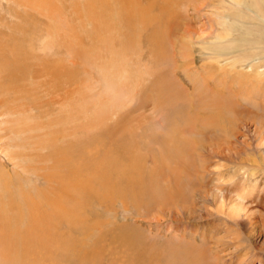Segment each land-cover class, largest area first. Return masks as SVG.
<instances>
[{"label": "rangeland", "instance_id": "374dc122", "mask_svg": "<svg viewBox=\"0 0 264 264\" xmlns=\"http://www.w3.org/2000/svg\"><path fill=\"white\" fill-rule=\"evenodd\" d=\"M252 1L255 2L246 0L243 4L246 16L240 21L247 25L230 21L233 23L228 26L231 40H264V0H259L262 10L253 6ZM229 6L232 4L227 0H0V32L11 33L12 30L13 34H19L21 45L32 51L31 62L36 67H40L37 61L45 60L50 61L51 71H58L55 76L41 73L36 79L29 78L15 86L7 84L17 86L20 94L0 92V99H7L9 95L10 102L5 100V104L16 108L18 118L31 117L41 139L62 130L69 138L60 141L59 136V149L64 151L74 146L68 153L72 157L69 176L60 177L62 171L59 170L48 185L43 177L36 182L40 175L50 171L55 174L54 169L51 170L56 168L54 160L48 156L47 149L45 152L40 149L38 153L31 152L29 146L23 152L19 150V169L15 170L0 145V176H3L0 181V202L3 203L0 204V264H170L173 261V264H186L187 260L191 261V255L201 256L197 257L199 251H195L193 238L197 249L203 247L209 252L207 256L212 264H264L262 206H251L255 212L253 222L246 220L237 225L229 220L227 226L232 229L228 233V227L223 221L219 222L215 214L216 206H205L196 193L191 192V189L196 192L203 173L208 177L212 170L223 171V177L234 172L239 174L233 183L240 190L241 177L248 173L258 176L255 163L262 160L264 163V140L263 144H258L259 132L255 128L256 117L264 116V107L256 110L253 106V101L261 105L263 94L257 92L248 99L253 103L250 105L245 89L234 92L229 90L228 81L226 86L217 82L219 87L208 82V79L218 81V78L216 75L208 77L209 57L205 46H210L208 43L217 36L220 15L231 13L234 16L237 9L229 11ZM183 36L191 40L192 45L183 44ZM237 45L241 46L232 43L218 50L228 51ZM248 46L264 47V44L250 43ZM188 52L193 65L182 66V60L189 63ZM36 55H39L38 60ZM218 60L221 65H227L226 57ZM162 84L169 86L172 102L158 97ZM212 89L216 90L213 94ZM15 94L19 98L15 99ZM234 101L241 109L240 113L234 110L238 116L230 114L234 117L231 123L219 116L214 122L218 129L212 130L214 123L210 124L208 119H216L203 117L206 116L203 104L224 109ZM177 108L184 109L182 116L176 113ZM196 117L204 119L208 128L199 120L194 124ZM226 118L229 119V115ZM232 127L236 131L231 133L233 146L242 153L240 158H231L233 163L212 153L215 142L223 144V137ZM243 161L249 165L247 169L238 164ZM215 162L220 163L216 169ZM127 163H133L137 169L138 184L134 193L127 197L121 195V198L112 196L118 190L111 188L112 185L99 184L95 172L105 168L109 171ZM60 168L66 169L65 163H61ZM81 174L83 181H91H85L83 188L86 185L84 195L90 191L93 195H88V204L87 199L82 202L86 210L83 214L87 212L84 217L89 222L86 220V224H78L80 227L77 225L72 230L68 221L61 219L72 207L58 210L57 205L48 206L46 202L54 200L57 188L68 190L71 186L72 189ZM6 191H10L15 201L11 197L8 199ZM173 191L180 199L177 197L171 202L178 207L182 202L187 203L186 211L162 204ZM25 193L43 204L29 209ZM96 193L100 194L98 198ZM208 210L216 211L212 216ZM48 215L60 221L56 239L46 236L50 222H56L41 220ZM204 234L208 242L213 243V250H210L211 244L208 247L202 242ZM217 236L224 237L219 245L214 240ZM70 244L72 247L67 249ZM183 251L187 253L184 256ZM188 254L189 259L186 258ZM216 256L219 258L215 259ZM199 259L201 262L203 256Z\"/></svg>", "mask_w": 264, "mask_h": 264}, {"label": "bare ground", "instance_id": "6f19581e", "mask_svg": "<svg viewBox=\"0 0 264 264\" xmlns=\"http://www.w3.org/2000/svg\"><path fill=\"white\" fill-rule=\"evenodd\" d=\"M224 1H226V0H224ZM227 1H229L232 4V7L229 6V11H231V9L232 10L237 9V11L235 12L234 16L231 13L230 14H221L220 15V18H219V21H218V24H219L220 27H219L218 33L216 34L217 36H216L215 39H213L214 41L212 43H208V44H210V46L212 45V47L210 49H208L210 46H205V48L208 50L207 55L209 57L208 58L209 59L208 69L210 70V73H207L208 77L212 76V75H214V76L216 75L217 78H218V81L215 78H213L214 76L212 77L213 78L212 81H209V79L207 78V75H205V78L208 79L209 83L215 84L216 87H219L218 83H221V84L225 85V83L228 81L229 82V90H232L234 92H240V90L242 91V89H245L246 90L245 91L246 92L245 96H247L246 97L247 100L251 99V97H254L257 92L259 94H263V96H264V47H261V46L249 47L248 46L250 43H256L257 45H262V44H264V40L262 41V39H261L260 42H253L252 40H249V39H244V40L242 39V41L239 40L240 41L239 42V41H236V40H231L229 38V36L232 34L231 31L228 29L229 25H231L233 23L237 24V25H241V26L247 25V24H245V22H241L240 21V19H244V17L246 16L245 13L243 12V7H244L243 4L246 3V0H227ZM252 5L255 6L258 10L261 9V6L259 4V0H255V2L252 1ZM219 13L220 12H218V15H219ZM253 13H255V12L253 11ZM262 15H264L263 10H262ZM226 16H228V17H226ZM257 19H259V18H257ZM230 21H232L233 23L230 22ZM0 33H1L0 34V92H3V93L7 94V93H9V91L10 92L14 91L15 93H17V92L19 93L18 88H16L17 86L16 87H14V86H15V84L20 83L21 81H24V80L27 81V79H29V78L30 79L31 78H35L36 79L37 75H42L41 73H43L44 76H48L51 73L54 76L56 75L55 71L58 72L57 70H55V71H51L50 70V68H51L50 61L45 62V60H43V62H45V63L37 61L36 64L39 65L40 67H36L31 62L32 51L26 49L27 46L24 48L23 45H21V43L19 41V34H13L12 30H11V33L10 32L9 33L5 32L3 34H2V32H0ZM188 38H190V37L188 36ZM182 40H184V42L183 41L182 42H183V44H186L187 47H188V45H192V44H190L191 40L187 39L186 36H183ZM232 43L241 44V46L237 45L238 47L231 48L228 51L218 50V49H221L220 48L221 46L229 45V44H232ZM186 45L185 46L183 45L184 49H185ZM213 46H215L216 48L212 49ZM29 47H31V46H29ZM193 51H194V49H193ZM188 54H189V57H190L191 53L188 52ZM38 56L39 55L35 56L36 60H38ZM221 57H226L225 61L227 62V65H221V62L218 60ZM189 59L192 60L191 57L188 58V60ZM190 60H189V63H188L189 65L187 64V62L182 60V62H181L182 66L184 65L186 67H189V66L193 65V62L190 61ZM221 68H224V69L221 70ZM191 69H192V67H191ZM223 75H225V76H223ZM29 81H31V80H29ZM119 82H120V80H119ZM204 83H205V81H204ZM7 84H13L14 86L7 85ZM165 84H162V86L159 88L160 91L158 92V97L160 99H163L165 97V99L167 101H169V99H170V101L172 102V99H173L172 95H171L172 92L169 91V89H168L169 86L167 87ZM6 90H8V91H6ZM174 90H175V88H174ZM212 90H211L212 94L216 92L215 89H212ZM206 91L209 92L210 90L206 88ZM229 92H231V91H229ZM17 94H15V96H16V97H14L15 99L17 98V96L20 93L18 95ZM232 95H234V94L232 93ZM8 97H9V95L7 96V99H8ZM231 97H233V96H231ZM258 97H260V96H258ZM12 98H13V96H12ZM18 98H19V96H18ZM200 98H201V96H200ZM7 99H2V98L0 99V142L2 143L0 145H2L1 146V151L5 155V157H7V161H9L13 165V167L16 168L15 170H18L19 169V159H20L19 158V150H20V152H23L22 150L28 148V146H29V150L31 152H37V153H38V151L40 149H43V151H44V149H47L48 152H49L48 156H52L53 160H54L53 161L54 162L53 165L56 168H52L51 170L54 169L53 172L55 171V174L53 175L51 173V171H50V172H48L46 174L40 175L39 178H37L36 182H40V179H41L40 177H43L45 182H47L48 185H51V178H53L55 175H57L59 170L62 171V174H59L60 177L63 178L64 176H69L70 172H69L68 168H69V165L71 164L72 157H71V154H68V153H71V150L73 149L74 146L70 145V147L69 148H65L64 151H61L59 149V147H58V142L60 140L59 136L61 137L60 141H63V139H65L67 137L69 138V136H66V133H64L62 130H58L56 132L50 133L49 134L50 137H47L44 140L41 139V135H39L37 133V129L38 128L35 125V123L32 121L31 117L28 116V117H23V118L19 117L18 118L17 117V113L15 111L16 108L14 109V107H12L11 105L5 104V100H7ZM244 101H246V99ZM7 102H10V101L7 100ZM171 102H169V103H171ZM260 102H261V105L257 106L259 104V102H258V104H255V101H253V103H254L253 106L256 107V110H259V107L260 108L264 107V100H262ZM230 103H229L228 107H225L224 109L221 108L220 106L217 107V105H209V104H207V106H206L205 104H203L205 107L202 108V109L206 113V116H203V117L216 119L215 121H212V120L207 118L209 120L210 124H212L214 122H217L219 116L221 117V120H223V119L227 120V123L233 122V118L234 117L232 115H234L235 117L238 116V115H236L234 113V110H235V112H237V111L239 112L240 106H239V108H237L236 101H234V103H232V104H230ZM248 103H250V105L253 104L251 102V100H248ZM81 104H82V102H81ZM172 104H174V103H172ZM3 106H5V108H2ZM72 107L73 106L71 104V109H72ZM225 110L228 111V112H226ZM209 111L211 112V114L210 115L208 114L209 115L208 116L207 113ZM25 113H27V112H24V114ZM176 113H178V116H182L183 113H184V109L179 108L178 112H176ZM230 114H232V115H230ZM226 115H229V119L226 118ZM193 119H194L193 120L194 124H195V122L197 120H199V121H201V123L203 124V126L206 129L208 128V126H207L208 123L205 124L203 122L204 119H200L199 117H196V118H193ZM256 119H257V122H256L257 127H255V128L257 129L256 131L259 132V136L257 137L258 138V144H259V143H262L263 140H264V116L263 115L259 116V117L257 116ZM189 120H191V118H189ZM208 120H207V122H208ZM235 121L236 120H234V122ZM184 123L186 124V122H184ZM25 124H26V127H23ZM234 127L229 128V133L227 134V136L223 137V138H225V141H224L223 144H222V142H217V141L215 142L216 143L215 146H214L215 148H213V151H212L213 155H216L215 157L219 156V157H221L223 159L228 160L231 163H233V161H232L233 159H231L232 157L233 158H240L241 154H242V153H239L235 149V147L233 146L232 136L236 132L234 130ZM211 128H212V130L218 129L216 123L212 124ZM41 129H43V128H41ZM53 131H55V130H53ZM227 131L228 130H226V132ZM231 133H233V134H231ZM203 135H204V133H203ZM222 136H223V134H222ZM78 138H79V136H78ZM259 145H261V144H259ZM66 150H67V152H65ZM33 156H34V154L32 155V159H34ZM73 161H75V160L73 159ZM33 162H34V160H33ZM61 163H65L66 169L60 168ZM247 163H248V161H247ZM257 163H255V165L257 166V172H259L258 176L253 177L252 174L247 172L248 174H247L246 177H241L240 190H238L239 187L236 188V186H235L236 184L234 185V183H233L234 181L235 182L237 181L238 178L235 179V177H238L239 174H236L234 172L232 175L226 174L223 177V176H221L223 174V171H217V170L209 171V176L208 177H206V175H205L206 173H203L202 177L200 178V182H199L198 186L196 185V192L192 191V189H191V192L196 193V195L198 196L199 200H201V203H203L205 206H208V205H215L216 206V208L218 210H217V212H215L216 210H214V212L217 215V218L220 220L219 222L223 221L225 223L224 226L228 227V229H226V231L228 233L232 229L231 227L227 226V225H229V223H228L229 220L235 222L237 225H241L246 220L247 221H252V222H253V220H255V212H254V209L251 208L252 205L255 204L256 206H262L261 209L264 212V163H263V160L261 162H259V164H257ZM82 164L83 163L80 164V169L81 170H82ZM238 164H241L240 165L241 167L243 165V169H247L249 167V165L245 164L244 161L243 162H239ZM219 165H220L219 162H215L213 164V167L216 169L217 167H219ZM21 167H23V169H25L24 166H21ZM235 167H232V168H235ZM108 169L105 168L104 171L101 169V170H97V172H95V177L98 180V182H100L99 184L103 183L105 185H112V186H110L111 188L115 187L114 189H117L118 191H116V193H112V196H119L120 198H121V195H123V197L129 196L128 194H130L132 196V194L134 193V188L138 184V177L136 175L137 169H136L135 165L133 163H127V164H125L123 166H120L119 168H111V170H109V171H108ZM74 173H77L76 169L74 170ZM103 174H105L104 177H103ZM210 175L212 177H210ZM77 177H79V179H78V181H75V184H73V188L72 189H71V186H70V189H68V190L64 189V188H57L59 190L57 191V194H56L54 200H52V202H46L48 204V206L57 205L56 209H58V210L60 208H65V206L72 207V210H70V213L68 215L64 216L63 218H61V219L65 220V221H68V224L70 225V229H72V230L76 229L78 224H81V225L86 224V220L88 219L87 218L88 216L86 217L87 219H85L84 214L87 213V212H84V214H83V210L85 209V207H82V202H85L87 197H88V195L92 194V191H90V192H88L87 194L84 195V193H85L87 188H86V185L83 188V183L86 184L85 181H87V179H85V181H83L82 174L80 176H77ZM90 178H91V176H90ZM2 180H3V176H0V181H2ZM55 180H57V179H55ZM89 181H87V182L89 183ZM225 184H228V186H226ZM206 185H208V188H207ZM199 186L202 187V188L199 189L198 188ZM90 189H91V187H90ZM13 190H14V188H13ZM66 190L69 192L68 194H67ZM91 190H93V189H91ZM185 191H187V190H184V192ZM38 192H39V190H38ZM47 192H48V190H47ZM15 193L19 194V191L15 192ZM21 193H23V192L21 191ZM174 193H175V191H173L172 194L170 193V195L166 198V200L162 201V204H166V206H172L176 210L178 209L180 211H183V210L186 211L185 207L188 206V205L186 206L187 203L185 204L184 202H182L180 204V207H178L175 202H171L173 200H177V197L180 199V197L178 195L174 194ZM2 194H3V192H2ZM6 194L8 195V199H9V197H11L12 200H14L13 199V195L10 193V191H6ZM254 194H256V195H254ZM83 195H84V197H82ZM99 195L100 194L96 193L95 196H97V198H98ZM25 196H26V198H25ZM25 196H24V199H26V200H28L30 202V204L28 205L29 209H32V207L38 208L39 206H41L43 204V202H41V200H33L32 197H29L26 193H25ZM17 199H16V202H17ZM66 199H67V201H66ZM12 200L10 199L9 203H11ZM157 201H158V199H157ZM1 202H0V204L3 205V203H1ZM159 202H160V200H159ZM186 202H188V201H186ZM17 203H16V205H17ZM13 204H14V207H15V203H13ZM20 204H22V203H20ZM26 204H27V201H26ZM77 204H78L79 208H78ZM87 204H88V199H87ZM18 206H19V203H18ZM175 206H177V208ZM54 211L55 210H53V212ZM84 211H86V210H84ZM28 212H30V211H28ZM62 212H64V211H62ZM56 213H57V210H56ZM81 213L83 214L84 218L81 217ZM208 213L213 216V213L211 211L208 210ZM31 214H33V213H31ZM51 214H53V213H51ZM25 217H27V216H25ZM262 218H263V221H264V213L262 214ZM41 220H43V221H56V222H50L49 227L47 226L48 227V229H47L48 232L46 234V236H52V237H55L54 239H56L57 238L56 237L57 233L59 232L57 230V228H58V225L60 224V221L58 222V218H54L52 215H48L47 217H45V219H41ZM34 224H36V223H34ZM29 225H31V224H29ZM29 225H28V227H29ZM39 225H40V223H39ZM36 226H37V224H36ZM22 227H23V225H22ZM38 227H41V226H38ZM78 227H80V226L78 225ZM54 228H56V229H54ZM31 229L33 230V228H31ZM35 230H36V228H35ZM86 230H87V228H86ZM23 231L25 232V230H23ZM26 231H28V230L26 229ZM212 231H213V229L211 230V232ZM84 232L86 233L85 230H84ZM88 233H89V231L87 232V234ZM213 233H214V231H213ZM17 236L19 237V230L17 231ZM206 236L207 235H205V234L202 235L201 238H203V239H201V240H202V242L205 243L206 246H208V244H211V243L208 242L209 238H208V236L207 237ZM211 236L213 237V235H211ZM224 237L226 238V236H224ZM224 237L217 236V238L214 239L216 241V244L219 245L221 242H223L224 241ZM38 238H39V236H38ZM193 239L195 241V238H193ZM238 239L239 238H237V240ZM233 240H235V239H233ZM34 241H36V240H34ZM65 241H68V240H65ZM194 241H193V243L190 242L189 245L192 243L195 246V251H199V253L197 254V257L199 256V254H201V256H203V260L208 262L209 261V257H208L209 255L207 256V253H209V252H207L206 248H203V247L200 248V247H198V245H197V247H198V249H197L196 245L194 244ZM82 242H84V241H82ZM33 243L36 244V242H33ZM78 243L81 244L79 241H78ZM199 243H201V242H199ZM57 244H59V241H58ZM95 245H97V244H95ZM193 245H192V247H193ZM211 245L212 246L210 247L211 248L210 250H213L214 249L213 243ZM200 246H201V244H200ZM206 246H204V247H206ZM238 246H241V245H238ZM43 247H44V249H46L47 244H45ZM48 247H49V245H48ZM70 247H72L71 244H70V246L67 247V249L70 248ZM31 248L32 247H30L29 249H31ZM63 248L65 249L66 247H63ZM210 250L208 249V251H210ZM26 252H28V251H26ZM87 252H89V250ZM81 254H82V252H81ZM83 254L85 255L86 253H83ZM176 254L179 255L178 252ZM185 254H187V253H185L183 251V255L182 256H184ZM60 256H62V254ZM86 256H88V253H87ZM173 256L176 257V255H173ZM188 256H189V254L186 256V258H188ZM191 256H190V258H192V259H191L190 262H188V260L185 258L187 260V263H190V264H204L202 262L203 260L201 262H199L200 261L199 258L201 256L199 258H195L194 255H191ZM57 257H59V256H57ZM217 258H219V257L216 256L215 259H217ZM180 259H182V258H180ZM178 260H177V262H178ZM173 262L170 263V264H173ZM209 262L207 264H212L213 263V262L212 263L211 262L209 263ZM229 263L227 262L226 264H229ZM181 264H183V263H181ZM224 264H225V262H224Z\"/></svg>", "mask_w": 264, "mask_h": 264}]
</instances>
